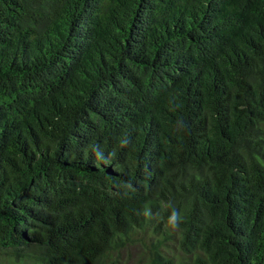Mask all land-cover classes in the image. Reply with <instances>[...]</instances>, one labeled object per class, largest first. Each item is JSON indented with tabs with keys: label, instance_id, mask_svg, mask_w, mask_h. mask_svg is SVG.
<instances>
[{
	"label": "trees",
	"instance_id": "trees-1",
	"mask_svg": "<svg viewBox=\"0 0 264 264\" xmlns=\"http://www.w3.org/2000/svg\"><path fill=\"white\" fill-rule=\"evenodd\" d=\"M0 264H264V0H0Z\"/></svg>",
	"mask_w": 264,
	"mask_h": 264
},
{
	"label": "clouds",
	"instance_id": "clouds-1",
	"mask_svg": "<svg viewBox=\"0 0 264 264\" xmlns=\"http://www.w3.org/2000/svg\"><path fill=\"white\" fill-rule=\"evenodd\" d=\"M181 220H182V217L180 216L179 212L174 210L171 213V215L168 217L165 227L170 226L171 228L175 229L179 226V223Z\"/></svg>",
	"mask_w": 264,
	"mask_h": 264
}]
</instances>
